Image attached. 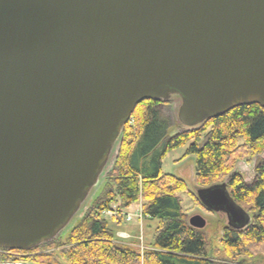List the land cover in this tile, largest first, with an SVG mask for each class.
Returning <instances> with one entry per match:
<instances>
[{"label":"water","instance_id":"water-1","mask_svg":"<svg viewBox=\"0 0 264 264\" xmlns=\"http://www.w3.org/2000/svg\"><path fill=\"white\" fill-rule=\"evenodd\" d=\"M146 100H177L188 130L264 109V0H0V249L68 229ZM197 196L250 225L227 183Z\"/></svg>","mask_w":264,"mask_h":264},{"label":"trees","instance_id":"trees-1","mask_svg":"<svg viewBox=\"0 0 264 264\" xmlns=\"http://www.w3.org/2000/svg\"><path fill=\"white\" fill-rule=\"evenodd\" d=\"M161 104L146 100L136 107L103 197L97 198L65 240L60 236L32 251L0 249V264H252L248 261L264 257V160L253 185L233 174L238 161L251 162L264 154V109L236 107L198 129L169 138V120L158 110ZM189 143L186 155L196 156L197 186L209 188L231 176V195L250 208L248 227H224L220 250L211 249L208 236L190 226L183 212L179 194L191 195L203 207L198 196L183 179L161 170L169 151ZM139 160L144 161L143 167ZM140 199L144 218L160 219L155 243L144 250L120 243L115 229L119 224L110 227L103 217L114 204L120 211L128 210Z\"/></svg>","mask_w":264,"mask_h":264},{"label":"rangeland","instance_id":"rangeland-1","mask_svg":"<svg viewBox=\"0 0 264 264\" xmlns=\"http://www.w3.org/2000/svg\"><path fill=\"white\" fill-rule=\"evenodd\" d=\"M179 108V102L177 100H173L168 103L161 104L158 107L160 113L169 120L170 130L168 132V137H174L176 135H180L185 131H188L186 127L181 125L177 120V113ZM190 147V143L173 149L167 153V155L162 160L161 170L163 174L174 175L178 178L183 179L189 190L197 195V191L200 187L197 186L195 181V171H196V156L195 155H186L187 151ZM117 154V152H116ZM264 156V154H263ZM116 157V156H115ZM254 160V159H253ZM115 159L108 169L106 174L100 181L99 186L93 191L92 195L88 199L84 210L79 213L77 217L69 225L68 229L62 234V239L65 240L67 238L68 233L78 225L82 217L86 214L88 209L94 204L98 197H103L105 192V186L107 181L109 180V174L114 167ZM139 166L143 167L145 164L143 160L138 161ZM236 168L238 171H246L249 175L252 174V163H246L245 161H238L236 164ZM111 181V180H109ZM179 197L181 199V206L183 212L187 215L188 223L190 218L194 216H200L207 221V226L202 229L209 239L211 249L220 250L221 244L219 243L222 231L224 227L227 226V218L222 214H218L216 212H209L204 207L197 205L191 195L186 193H180ZM142 201L140 199L138 204L132 205L128 210L132 214H142L141 211ZM243 209L250 213L248 210L249 205L243 204ZM123 211L121 210L118 217L113 221H109L110 227L116 226L119 224V227L116 226L115 229L117 232V239L120 243H126L132 245L134 244L139 249L146 248V246L153 245L155 243V235L157 228L160 226V219L158 218H144L142 222L136 217V219L132 222V228L127 232L120 224H123V221L120 223V218L123 216ZM139 217L141 215H138ZM105 217V216H104ZM106 219H110L105 217ZM123 229V230H122ZM199 230V229H198ZM212 249V250H213ZM248 262L252 264H264V257H258L256 260H249Z\"/></svg>","mask_w":264,"mask_h":264},{"label":"flooded vegetation","instance_id":"flooded-vegetation-1","mask_svg":"<svg viewBox=\"0 0 264 264\" xmlns=\"http://www.w3.org/2000/svg\"><path fill=\"white\" fill-rule=\"evenodd\" d=\"M263 160H264V156L263 155H259V156H256L254 158V160H252L251 162H246V163H252V174H250V175L246 171H242V172L241 171H238L237 168H235L233 174L236 175V176H239L247 186L253 185L254 182H255V179L257 178V173H256L257 172V168H258V166L260 165V163ZM230 177L231 176H229L225 181H223L222 183H219V184L227 183V190L229 191L230 196L233 198V196L230 193V180H231ZM233 200L235 201L234 198H233ZM236 203L238 205H240L238 202H236ZM240 206L242 207V205H240ZM204 209H206L209 212H216L218 214H222V215L226 216V218H227V223H226L227 226L226 227H229V225H228V217H227L226 213L221 212V211H211V210L207 209L206 207H204ZM248 214L250 215L251 221H252L251 213H248ZM206 226H207V221H206Z\"/></svg>","mask_w":264,"mask_h":264},{"label":"built area","instance_id":"built-area-1","mask_svg":"<svg viewBox=\"0 0 264 264\" xmlns=\"http://www.w3.org/2000/svg\"><path fill=\"white\" fill-rule=\"evenodd\" d=\"M119 213L120 211L118 209V206L113 205L111 208H109L108 210L104 212V216L110 219H115L118 217ZM123 215L126 218L127 222H131L134 219V217H139L138 215H141V214H132L131 212H129L126 214L123 213ZM139 218H141V216Z\"/></svg>","mask_w":264,"mask_h":264},{"label":"crops","instance_id":"crops-1","mask_svg":"<svg viewBox=\"0 0 264 264\" xmlns=\"http://www.w3.org/2000/svg\"><path fill=\"white\" fill-rule=\"evenodd\" d=\"M133 226V225H132ZM132 226L131 225H127V224H125L124 222H123V224H121V227H123V229H125L127 232H129V229L130 228H132ZM122 229V230H123Z\"/></svg>","mask_w":264,"mask_h":264}]
</instances>
